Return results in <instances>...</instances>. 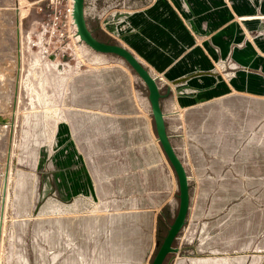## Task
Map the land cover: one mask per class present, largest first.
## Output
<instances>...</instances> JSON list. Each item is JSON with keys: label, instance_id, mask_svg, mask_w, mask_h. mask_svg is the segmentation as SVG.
Instances as JSON below:
<instances>
[{"label": "water", "instance_id": "1", "mask_svg": "<svg viewBox=\"0 0 264 264\" xmlns=\"http://www.w3.org/2000/svg\"><path fill=\"white\" fill-rule=\"evenodd\" d=\"M0 264H264V0H27Z\"/></svg>", "mask_w": 264, "mask_h": 264}, {"label": "rangeland", "instance_id": "2", "mask_svg": "<svg viewBox=\"0 0 264 264\" xmlns=\"http://www.w3.org/2000/svg\"><path fill=\"white\" fill-rule=\"evenodd\" d=\"M29 6L27 0H0V247L22 68L21 18Z\"/></svg>", "mask_w": 264, "mask_h": 264}]
</instances>
